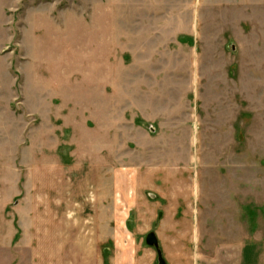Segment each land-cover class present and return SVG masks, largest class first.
I'll list each match as a JSON object with an SVG mask.
<instances>
[{"label":"rangeland","instance_id":"rangeland-1","mask_svg":"<svg viewBox=\"0 0 264 264\" xmlns=\"http://www.w3.org/2000/svg\"><path fill=\"white\" fill-rule=\"evenodd\" d=\"M0 228V264H264V0H0Z\"/></svg>","mask_w":264,"mask_h":264},{"label":"crops","instance_id":"crops-1","mask_svg":"<svg viewBox=\"0 0 264 264\" xmlns=\"http://www.w3.org/2000/svg\"><path fill=\"white\" fill-rule=\"evenodd\" d=\"M118 76V75H117ZM117 78V77H116ZM118 78L120 79L121 77H119L118 76ZM155 78L156 77H152L151 79H153L154 81H155ZM147 79H150V77H147ZM158 81V84H160V81L159 80H156L155 82H157ZM110 86H109V92L107 91V89L105 88V90L108 92H106L105 90V92L103 93V95H105L106 97L108 96V99H109V97H110V110H109V117H110V122H111V125H112V123L115 121V125H113V126H117L118 127V125L119 126H127L128 127V130H129V128H131V124H130V121L131 120H128L126 117H123V119H121V121L119 122L115 117H114V115H115V111H113L114 110V108L117 110L118 108H119V106H120V108H123V105H125V109H127V104H128V99H127V95L130 93V89H127L126 87V85L123 83V82H121V81H119V87H118V85H117V79H115V83L114 82H112L111 84H109ZM149 86V84L147 83V86H144L143 88H142V96H141V98H142V101L144 100V101H147V104H148V107H146L145 105H143L142 104V112H140L141 113V115H142V118H143V124L144 125H141L142 127H147L148 128V130H146L145 128H144V131L143 132H145V134H146V136L148 137V140L149 139H151L152 138V136L151 135H155L156 134V132H157V130L156 129H154V130H152V129H150V127H151V125H153L152 123H151V125L149 124L150 122H149V118H150V103H156L157 101H156V99H158L159 100V103L162 101V102H164V95H165V93H163L162 92V94H160L159 93V90L156 88V89H152L151 90V87H148ZM152 95H154L155 96V98L154 97H152L151 98V96ZM122 98H121V97ZM125 97V98H124ZM156 102H155V101ZM121 101H124V102H127V103H124V104H122V102ZM121 102V103H120ZM122 110V109H121ZM115 119V120H114ZM126 120V122H123V120ZM164 120V119H163ZM120 123V124H119ZM148 124V125H147ZM159 124V125H158ZM158 126H160V127H164V125L161 123V121H159L158 122ZM167 130V129H166ZM164 131V130H163ZM168 131V132H167ZM167 131H165V133L164 134H167L166 136L165 135H163V134H160L159 136V138H170L169 136H173V137H175V136H177L178 134H177V132H179V131H176V130H167ZM171 132H176V134H170ZM110 135H111V137L114 135V132H112V130L110 131ZM117 133V132H116ZM117 135V134H116ZM118 136V135H117ZM172 143V142H171ZM170 146V145H169ZM171 149H172V151H170V154H169V160H171V161H168L167 162V159H165V160H163V166L162 167H164L163 168V170H158L159 171V173L161 174V173H163V175L165 174H172V175H178L179 173H180V170H181V168H180V166H177V164L178 163H176V150H174L173 151V146L171 147ZM148 169H146V170H144L143 172L145 173V174H147L148 176H150V175H154L155 174V170H148ZM115 171H116V169H115ZM116 174V173H115ZM147 175H146V178H147ZM121 178H122V176H120ZM176 180V178L173 180V181H175ZM145 183H146V179H145ZM179 209V212H180V208H178ZM4 212H7V209H6V207L4 208ZM178 212V213H179ZM17 213V212H16ZM177 213V214H178ZM18 216V215H17ZM17 216H13L14 217V224L15 223H17ZM156 218H159V216H157ZM155 218V219H156ZM78 219V218H77ZM77 219H74V221H76ZM160 219L161 220H163L165 223H166V221H168V223L170 222V223H175V222H177V221H175V219H176V217H173V218H166V216L164 217V214L162 215V217L160 216ZM159 220V219H158ZM78 221V220H77ZM4 223V222H3ZM126 224H127V226L128 227H130L133 231V234L136 236V233H135V230H136V228H137V226L135 227V225L134 224H136L135 222H133V220H132V217H131V214L127 217V220H126ZM137 225V224H136ZM2 228H3V225L1 226ZM2 228H0V229H2ZM130 229V230H131ZM164 233H166V231L164 232ZM167 233L168 234H166V235H169V237H176L177 235H179V234H176L177 233V230H171V231H167ZM159 244H160V242H159Z\"/></svg>","mask_w":264,"mask_h":264},{"label":"water","instance_id":"water-1","mask_svg":"<svg viewBox=\"0 0 264 264\" xmlns=\"http://www.w3.org/2000/svg\"><path fill=\"white\" fill-rule=\"evenodd\" d=\"M146 241L148 245L153 246L157 249V252L159 254V263L166 264L157 235L154 232L149 233L146 237Z\"/></svg>","mask_w":264,"mask_h":264},{"label":"bare ground","instance_id":"bare-ground-1","mask_svg":"<svg viewBox=\"0 0 264 264\" xmlns=\"http://www.w3.org/2000/svg\"><path fill=\"white\" fill-rule=\"evenodd\" d=\"M159 240V239H158Z\"/></svg>","mask_w":264,"mask_h":264}]
</instances>
